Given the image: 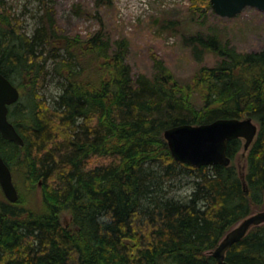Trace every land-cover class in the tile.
I'll list each match as a JSON object with an SVG mask.
<instances>
[{"label": "trees", "instance_id": "16d2710c", "mask_svg": "<svg viewBox=\"0 0 264 264\" xmlns=\"http://www.w3.org/2000/svg\"><path fill=\"white\" fill-rule=\"evenodd\" d=\"M191 6L211 8L209 0ZM190 43L221 60L187 82L158 58L152 78L133 77L125 38L70 39L48 6L29 35L0 0V72L30 87L28 104L20 92L8 110L23 145L0 135L14 185H27L16 201L0 200V264H220L211 251L264 204V42L238 51L216 34H195ZM50 55L62 80L51 105L39 93ZM232 117L258 125L245 184L232 162L241 138L229 140L227 166L176 161L163 138L177 124ZM95 156L106 162L89 165ZM184 172L193 178L188 197L169 196L166 183ZM225 260L264 264V223L233 242Z\"/></svg>", "mask_w": 264, "mask_h": 264}, {"label": "rangeland", "instance_id": "374dc122", "mask_svg": "<svg viewBox=\"0 0 264 264\" xmlns=\"http://www.w3.org/2000/svg\"><path fill=\"white\" fill-rule=\"evenodd\" d=\"M6 6L20 18L22 29L29 35L37 25L38 16L48 6L59 33L70 39L86 40L96 32H102L111 42L125 38L129 46L125 59L133 77L145 74L152 78L157 72L153 58L161 60L174 78L182 82L189 81L202 66L219 62L221 57L214 52L195 53L190 43V36L195 34H216L238 51L259 50L264 42V11L252 6L245 7L234 17H221L212 8L195 10L191 0H6ZM62 53L65 56L60 49L59 54ZM52 59L50 55L46 62V81L39 91L49 105L61 91L62 81L52 71ZM16 85L21 94H25L19 100L28 104L30 87L19 85L18 81ZM195 101L200 103L197 97ZM247 153L242 145L232 160L243 184L246 183ZM104 162L105 159L95 156L89 165ZM192 180L189 173L180 174L171 183H166L168 195L187 198L192 190ZM15 186L18 195L26 194L27 185L19 178ZM3 199L5 196L0 187V200ZM60 221L73 229L69 211L61 212Z\"/></svg>", "mask_w": 264, "mask_h": 264}, {"label": "water", "instance_id": "95a60500", "mask_svg": "<svg viewBox=\"0 0 264 264\" xmlns=\"http://www.w3.org/2000/svg\"><path fill=\"white\" fill-rule=\"evenodd\" d=\"M212 10L221 17H234L245 7L252 6L264 11V0H209ZM20 96L18 88L0 72V135L17 145L23 139L8 118L9 106ZM258 125L251 117L217 118L201 124L181 123L166 128V140L172 157L179 162L193 166L222 164L229 165L231 158L226 154L229 140L244 139L243 148L247 150L254 140ZM0 187L5 198L14 202L18 198L12 173L0 155ZM264 223V208L256 211L228 230L212 250V255L220 264H229L225 252L233 242L240 240L253 226Z\"/></svg>", "mask_w": 264, "mask_h": 264}]
</instances>
